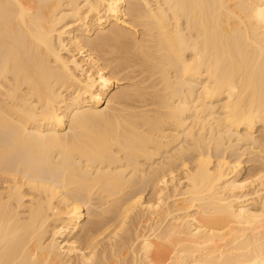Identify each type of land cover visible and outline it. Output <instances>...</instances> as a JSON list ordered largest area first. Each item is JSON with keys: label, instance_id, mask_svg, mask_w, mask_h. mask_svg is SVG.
<instances>
[{"label": "bare ground", "instance_id": "obj_1", "mask_svg": "<svg viewBox=\"0 0 264 264\" xmlns=\"http://www.w3.org/2000/svg\"><path fill=\"white\" fill-rule=\"evenodd\" d=\"M0 264H264V0H0Z\"/></svg>", "mask_w": 264, "mask_h": 264}]
</instances>
